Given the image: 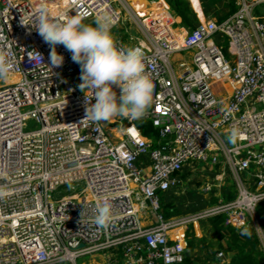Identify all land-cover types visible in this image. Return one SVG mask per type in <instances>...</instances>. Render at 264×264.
<instances>
[{
	"label": "built area",
	"instance_id": "built-area-1",
	"mask_svg": "<svg viewBox=\"0 0 264 264\" xmlns=\"http://www.w3.org/2000/svg\"><path fill=\"white\" fill-rule=\"evenodd\" d=\"M258 1L239 0L225 19H201L185 31L174 27L168 5L155 2L0 0V49L12 61L9 79L0 81V187L8 192L0 199V264H77L106 250L105 264H181L188 226L198 236V222L221 213L237 228L250 223L264 254L255 215L264 199V19L252 12ZM41 6L53 17L91 22L107 12L113 28L124 21L136 27L131 46L143 49L154 82L142 118L172 140L152 147L138 119L124 118L118 140L101 122L84 120L92 90H81V67L62 44V65L51 63V47L34 28ZM217 35L227 38L224 48ZM183 51L191 59L173 64ZM233 127L242 133L235 144L227 138ZM190 159L223 165L234 196L165 216L160 197ZM224 176L218 169L201 190L221 187ZM103 199L113 217L107 228L95 224ZM208 264L232 263L217 249Z\"/></svg>",
	"mask_w": 264,
	"mask_h": 264
},
{
	"label": "clouds",
	"instance_id": "clouds-1",
	"mask_svg": "<svg viewBox=\"0 0 264 264\" xmlns=\"http://www.w3.org/2000/svg\"><path fill=\"white\" fill-rule=\"evenodd\" d=\"M114 25V17L107 12L97 15L93 23L85 24L80 15L53 17L46 6L37 10L34 21V28L51 47L50 61L54 66L63 63V56L56 51L60 44L72 53L73 62L80 65V88L92 90L91 98L86 95L84 120L95 123L116 116L139 119L153 104L154 82L145 68V53L141 47L119 42L112 32ZM11 70L10 53L0 49V81H7ZM114 87L120 89L119 96ZM92 100L95 103H91ZM222 111L227 114L231 108ZM241 136V131L233 127L227 138L235 144ZM7 195L8 192L0 187V199ZM96 213L95 224L107 228L113 219L110 202L107 199L98 201ZM241 235L250 233L244 228Z\"/></svg>",
	"mask_w": 264,
	"mask_h": 264
},
{
	"label": "trees",
	"instance_id": "trees-1",
	"mask_svg": "<svg viewBox=\"0 0 264 264\" xmlns=\"http://www.w3.org/2000/svg\"><path fill=\"white\" fill-rule=\"evenodd\" d=\"M171 14L174 17H179V26L191 30L196 26L193 19L195 14L189 0H165ZM194 4L198 0H192ZM238 9V4L234 0L229 1L228 12L223 15L217 21H221L234 13ZM252 12L264 19V0L258 1L253 5ZM124 41V39L122 38ZM217 42L220 43L222 48L225 47L227 38L223 35L216 36ZM137 128L141 134L151 141L152 147H159L166 139L159 137L158 129L152 125L149 118H141L135 122ZM124 125V118H123ZM234 191H229L227 199H231L234 196ZM162 199V198H161ZM213 199L209 200L208 204H212ZM162 212L165 216L170 214L180 213V209L176 208L174 204L168 202L161 203ZM255 215L260 227L264 228V199L257 202L255 205ZM226 215L221 213L205 219V226H209L212 231L216 233L217 248L223 249L225 252H232L230 255V262L232 264H263L264 254L260 247V242L256 234L255 229L250 223H246L240 228H237L231 224L225 223ZM247 228L250 235H241V231ZM209 229V230H210ZM204 237H198L194 234L192 227L187 231V248L186 256L181 264H195L194 263V249L201 245V248L210 249V255L217 249L212 243H205Z\"/></svg>",
	"mask_w": 264,
	"mask_h": 264
},
{
	"label": "crops",
	"instance_id": "crops-1",
	"mask_svg": "<svg viewBox=\"0 0 264 264\" xmlns=\"http://www.w3.org/2000/svg\"><path fill=\"white\" fill-rule=\"evenodd\" d=\"M129 1L132 2L134 0H129ZM135 1H139V0H135ZM141 1L144 4H149V3L155 2L157 4L167 5L165 0H141ZM189 1L191 4V7L195 13L193 15L194 22L197 23L201 19L217 20V19L221 18L223 15H225L228 12L230 0H198V2L196 4H194L192 2V0H189ZM234 1L236 2V4H238L239 0H234ZM174 20L176 23H179L180 18L174 17ZM178 27H179L178 28L179 30L183 29V27H181L179 25H178ZM182 32H184V31L182 30ZM183 52H184L183 55H178L179 57H176V55H175L174 60L178 61L180 59H184V60L189 61L191 59V52L190 51H183ZM194 165H195V163L190 162V161L184 163V165L181 169V172L176 175V178H177L176 185H174L173 187H171L170 189H168L167 191H165L161 195L162 202H164V203L168 202V203L174 204V206L176 208L180 209L182 211V213H187L189 211H193L195 209H200V208L204 207L205 205H207L209 203V200L211 199L208 193H210L212 196H213V194H215V188H212V190H210V192H203L201 190L204 193V195L201 196V198L198 200V202L189 204V202H194L195 200H193V198H191V200L189 198H187L186 204L179 203V197L181 195H185V193H188V192H190V194L192 195V190H195L197 192L198 186H200L201 184H203L207 181L213 180L214 174L201 175V173L205 170L204 168H206V167L196 168ZM209 167L210 166L207 164V168H209ZM194 168H195V170H194ZM218 169L222 170L223 172L225 170V176H224L223 181L220 185L224 190L228 191L229 190L228 186L230 184V181H228V179H227V178H229L228 172L226 171V169L223 165H220L218 167ZM195 171H196V173H194ZM195 184H196V186H194ZM190 185H193L192 186L193 188L190 187ZM228 192H226V193L228 194ZM197 231H198V228H197ZM210 249H212V248H208V249L201 248V245L199 244V247H196L194 249V251H196L193 255L194 263L195 264H208V261L211 257V255H210L211 250ZM213 249H214V247H213ZM217 249H221V248H217ZM203 250H204V253H203ZM225 254H226L227 258L230 259V255L232 254V252H225Z\"/></svg>",
	"mask_w": 264,
	"mask_h": 264
},
{
	"label": "rangeland",
	"instance_id": "rangeland-1",
	"mask_svg": "<svg viewBox=\"0 0 264 264\" xmlns=\"http://www.w3.org/2000/svg\"><path fill=\"white\" fill-rule=\"evenodd\" d=\"M136 2L142 3L141 0H139V1L134 0L131 3L135 4ZM158 5H161V4H158ZM83 22L85 24L93 23V22L88 21V20L83 21ZM120 26H124L123 27L124 29H120L119 28ZM120 26L118 28H113L112 32L114 33V35L116 36V38L120 42L127 44V45H131L134 42V37L138 35V30L129 21L127 22V24H125V21H124V23L120 24ZM174 27L176 29H178L179 28L178 23H174ZM184 30L188 31V29H186V28ZM122 38L124 39V41L122 40ZM183 53L184 52H179V53H176L175 55H176V57H179L178 55H183ZM174 56H173V58H174ZM173 64H176V60H174ZM122 122H123V117L116 116L109 121L101 122V123L107 129V131L109 132V135H111V137L114 140H118L120 137L123 136V127L120 125ZM172 138H173V135H169V137L166 139V141L172 140ZM171 145H172V143H171ZM218 157L220 158V160L223 159V156L220 153L218 154ZM189 161L195 163L194 166L196 168L206 167V168H204L205 170L201 173V175L214 174L218 171L217 167L210 166L208 164V162H203V161H198V160H193V159H190ZM207 164L210 166L209 168H207ZM194 170H195V168H194ZM194 173H196V171ZM227 179H228V181H230L229 178H227ZM192 186L193 185H190V187H192ZM194 186H196V184ZM200 186L197 187V190H198L197 192L195 190H192V195L190 194V192L185 193V195H181L179 197V203L186 204L187 198H189L190 200H191V198H193V200H195L194 202H189V204L198 202V200L201 198V196L204 195V193L200 189L201 188ZM228 187H229L228 191H234L235 190L234 185L232 183H230ZM225 191L226 190H224L222 187H218V188H215V194H213V196L210 193H208L210 198L214 200V202H212V203H216L219 200L227 199V193L226 192H228V191H226V192ZM160 201L162 203L161 197H160ZM180 213H182L181 210H180ZM205 225H206L205 219H202V220H200V222H198V231H199L198 237H201V238L204 237V239L207 238L205 243H212L213 247L217 248L218 245L216 244V233L214 231H212L209 226H205ZM188 227L191 228L192 226H188ZM109 252H110L109 250H106V251H100L97 253V255H93V256L84 255V256L78 257L76 259V263L77 264H105V259H106V256L108 255ZM203 253H204V250H203Z\"/></svg>",
	"mask_w": 264,
	"mask_h": 264
},
{
	"label": "water",
	"instance_id": "water-1",
	"mask_svg": "<svg viewBox=\"0 0 264 264\" xmlns=\"http://www.w3.org/2000/svg\"><path fill=\"white\" fill-rule=\"evenodd\" d=\"M79 246H81V244H79Z\"/></svg>",
	"mask_w": 264,
	"mask_h": 264
}]
</instances>
